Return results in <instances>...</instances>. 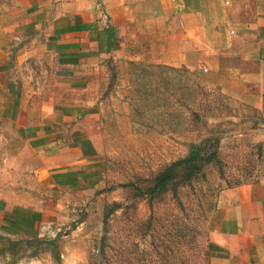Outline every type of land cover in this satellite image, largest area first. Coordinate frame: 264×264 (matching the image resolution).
<instances>
[{"label": "crops", "instance_id": "crops-1", "mask_svg": "<svg viewBox=\"0 0 264 264\" xmlns=\"http://www.w3.org/2000/svg\"><path fill=\"white\" fill-rule=\"evenodd\" d=\"M122 52L199 72L264 116V0H0L4 230L54 228L98 187L90 88ZM209 238L210 264H264V176L221 191Z\"/></svg>", "mask_w": 264, "mask_h": 264}, {"label": "rangeland", "instance_id": "rangeland-1", "mask_svg": "<svg viewBox=\"0 0 264 264\" xmlns=\"http://www.w3.org/2000/svg\"><path fill=\"white\" fill-rule=\"evenodd\" d=\"M137 53L104 57L90 88L101 126L98 187L66 201L54 228L0 226V264H210L221 191L264 176V116L199 72L163 70ZM193 81L200 87L190 95L182 87ZM205 138L218 140L215 161L170 190L146 193ZM3 151L0 144V186Z\"/></svg>", "mask_w": 264, "mask_h": 264}, {"label": "trees", "instance_id": "trees-1", "mask_svg": "<svg viewBox=\"0 0 264 264\" xmlns=\"http://www.w3.org/2000/svg\"><path fill=\"white\" fill-rule=\"evenodd\" d=\"M157 67L175 72H188L186 67L176 68L167 65H158ZM167 84L172 83V80H167ZM199 84L189 82L185 83L182 87L183 91L190 95L194 94L199 89ZM195 101H192V105ZM187 109H191L194 115H197L196 110L191 108L190 103H184ZM211 142H214L213 144ZM217 144L218 140L212 141V138H205L199 143H192L190 146V152L186 157L172 162L165 169L160 171L151 181L149 186L146 188V193L155 195L170 190L176 187L181 181L192 179L197 175L205 165L211 163L217 159ZM213 147V149H212Z\"/></svg>", "mask_w": 264, "mask_h": 264}]
</instances>
